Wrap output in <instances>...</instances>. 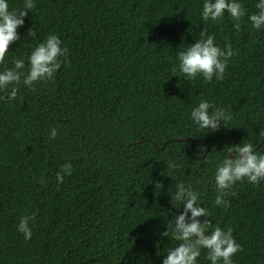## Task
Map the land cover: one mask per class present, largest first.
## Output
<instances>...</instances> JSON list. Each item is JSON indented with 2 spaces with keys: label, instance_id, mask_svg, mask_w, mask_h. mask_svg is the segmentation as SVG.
I'll list each match as a JSON object with an SVG mask.
<instances>
[{
  "label": "trees",
  "instance_id": "1",
  "mask_svg": "<svg viewBox=\"0 0 264 264\" xmlns=\"http://www.w3.org/2000/svg\"><path fill=\"white\" fill-rule=\"evenodd\" d=\"M203 2L35 0L7 66L23 58L26 71L50 34L68 57L52 79L21 83L14 98L11 87L0 90V264H162L180 243L161 237L183 211L170 204L178 183L200 193L209 232L232 229L242 248L234 264H264V181H238L227 207L214 203L220 150L245 139L264 153V29L245 16L237 32L227 13L205 22ZM241 2L257 11V0ZM23 3L9 0L10 10ZM202 32L235 53L222 81L173 76L178 53ZM201 99L231 113L225 128L207 134L192 124ZM65 165L71 172L58 183ZM21 216L33 217L27 241ZM206 255L198 264H210Z\"/></svg>",
  "mask_w": 264,
  "mask_h": 264
},
{
  "label": "clouds",
  "instance_id": "2",
  "mask_svg": "<svg viewBox=\"0 0 264 264\" xmlns=\"http://www.w3.org/2000/svg\"><path fill=\"white\" fill-rule=\"evenodd\" d=\"M36 6L35 0H24L23 10L11 9L9 0H0V90L11 87L10 97L14 98L19 91V85L32 87L35 82L50 80L61 68L60 58L68 57V49L56 34H50L38 43L27 57V70L23 58H13L12 66L6 64V54L9 46L20 39L18 29L23 27L28 13ZM257 11L249 14L241 0H204L201 19L205 22H217L227 13L234 21L233 27L241 30V21L247 16L254 30L264 29V0H257ZM31 30V29H30ZM29 30V31H30ZM230 44L221 48L215 42L214 35L201 33V38L189 45L177 56V63L172 67L173 76L182 74L189 81L202 76L207 82L222 81L229 60L234 56ZM231 113L222 107H217L207 99H201L191 110L189 119L199 131L214 133L231 120ZM225 128V127H224ZM57 136V130L51 129L50 139ZM221 152H226L215 166L214 181L217 188L215 205L228 206L225 199L238 181L247 180L250 184L264 181V153L256 150V145L250 140H242L239 144L225 145ZM233 157V158H230ZM175 168L177 165L170 164ZM70 165H65L56 175L58 183H63L64 175L70 174ZM200 193L190 184L178 183L176 191L170 195V204L176 209L182 205L183 211L174 216L166 224L161 237L171 235L180 243L167 250L162 264H198L202 250H206V259L210 264H234L233 257L242 251L241 245L234 239L232 229L227 230L216 226L209 232L210 213L202 207L199 201ZM180 208V209H181ZM203 217L201 222L199 218ZM33 217L21 216L17 230L24 239L32 238L29 221Z\"/></svg>",
  "mask_w": 264,
  "mask_h": 264
},
{
  "label": "water",
  "instance_id": "3",
  "mask_svg": "<svg viewBox=\"0 0 264 264\" xmlns=\"http://www.w3.org/2000/svg\"><path fill=\"white\" fill-rule=\"evenodd\" d=\"M192 145H193V143H192ZM207 151H208V149H207ZM198 158H203V156H200V157L198 156ZM232 158H233V157H232Z\"/></svg>",
  "mask_w": 264,
  "mask_h": 264
}]
</instances>
